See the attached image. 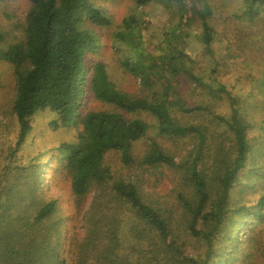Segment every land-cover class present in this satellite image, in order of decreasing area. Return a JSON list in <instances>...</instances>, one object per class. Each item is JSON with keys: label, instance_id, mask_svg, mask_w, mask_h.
Listing matches in <instances>:
<instances>
[{"label": "trees", "instance_id": "1", "mask_svg": "<svg viewBox=\"0 0 264 264\" xmlns=\"http://www.w3.org/2000/svg\"><path fill=\"white\" fill-rule=\"evenodd\" d=\"M150 1L133 0L135 11L123 22L134 21ZM244 4L239 18L260 17L264 0ZM109 23L91 0H30L23 38L4 45L0 32V60L12 65L16 79L13 99L0 109L7 117L0 116V264H264V120L250 135V124L236 107L228 116L216 115L233 144L226 148L211 141L207 152L202 126L173 119L175 103L189 109L179 89L173 99L165 83L160 93L141 96L113 86L105 62L94 57L95 28ZM202 24V40L209 46L214 29L204 16ZM117 37L118 42L129 38L127 44L137 48L129 35ZM137 55L150 68L159 60L150 51ZM121 63L131 71L128 58ZM177 74L214 93L226 92L224 84L214 88L190 67ZM90 95L112 109L88 110L84 99ZM46 109L54 113L50 130L73 127L74 137L25 152L33 117ZM140 112L155 118L161 135L194 131L199 136V148L181 164L186 191L178 196L182 211L177 217L149 200L137 181L115 177L105 162L114 150L125 165L134 164L132 146L149 128L133 116ZM143 162L177 165L173 155L156 146ZM64 190L78 211L91 197L81 239L73 224L64 233L63 222L51 221Z\"/></svg>", "mask_w": 264, "mask_h": 264}, {"label": "rangeland", "instance_id": "2", "mask_svg": "<svg viewBox=\"0 0 264 264\" xmlns=\"http://www.w3.org/2000/svg\"><path fill=\"white\" fill-rule=\"evenodd\" d=\"M91 3L110 19L108 25L95 28L98 47L94 57L105 62L109 79L116 89L128 94L151 95L160 93V84L165 83L170 87L173 99L179 89L189 109L175 103L171 108L173 119L184 125L202 126L207 134L203 145L207 152L211 141L226 148L232 146V133L216 118V115L228 116L232 107H236L250 124V135L259 132L264 120V6L260 17L252 22L237 16L245 7L244 0H152L139 7L134 21L124 23V18L135 11L133 0H91ZM29 7L30 0H0V32L4 35V45L23 38ZM203 16L215 33L209 46L202 40ZM117 34L129 35L133 40L130 44L137 48L127 44L129 38L127 42H118ZM139 50L154 53L159 59L157 64L150 68L147 59L139 61ZM123 58H128L130 70L135 74L123 67ZM182 67L192 68L214 88L224 84L226 92L214 93L181 77L177 72ZM12 69L10 63L0 60L1 110L9 106L15 95L16 79ZM145 72L146 85L141 77ZM84 102L88 110L112 109L111 105L91 95ZM133 116L141 117L149 125L146 135L132 146L134 164L125 165L120 160V152L114 150L106 153L105 162L115 177L137 181L149 200L177 217L182 211L178 196L186 191L185 171L181 164L199 148V136L194 131L176 137L161 135L151 114L140 112ZM2 117L7 120L6 115ZM52 118L54 113L49 109L33 117L30 145L25 147V152L38 147L50 148L73 139V127L50 130ZM11 127L10 130L15 131L14 124ZM217 143L213 145L218 146ZM151 146L173 155L177 165L155 166L143 162ZM90 200L91 197L85 200L83 210H75L70 193L64 190L52 223L55 220L63 222L61 230L73 224L78 231L77 238L81 239ZM65 236L61 240L63 247L67 245Z\"/></svg>", "mask_w": 264, "mask_h": 264}]
</instances>
